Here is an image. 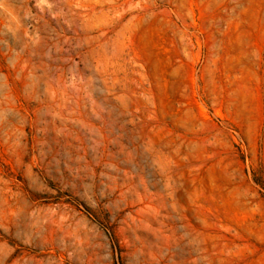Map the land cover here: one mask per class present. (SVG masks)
I'll return each instance as SVG.
<instances>
[{
    "label": "rangeland",
    "instance_id": "rangeland-1",
    "mask_svg": "<svg viewBox=\"0 0 264 264\" xmlns=\"http://www.w3.org/2000/svg\"><path fill=\"white\" fill-rule=\"evenodd\" d=\"M0 264H264V0H0Z\"/></svg>",
    "mask_w": 264,
    "mask_h": 264
}]
</instances>
